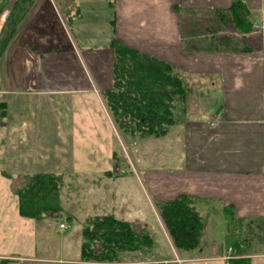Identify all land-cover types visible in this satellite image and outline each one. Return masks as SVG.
Wrapping results in <instances>:
<instances>
[{
    "label": "crops",
    "instance_id": "obj_1",
    "mask_svg": "<svg viewBox=\"0 0 264 264\" xmlns=\"http://www.w3.org/2000/svg\"><path fill=\"white\" fill-rule=\"evenodd\" d=\"M240 1L253 23L252 30L245 35L235 32V37L216 39L210 38L211 30L201 21L195 23L198 27L192 25L183 30L182 13L204 17L203 20L206 16L219 17L216 12L225 15L233 0H115L113 7L107 4L114 22L113 26L110 23L112 37L107 46L81 49L71 32L68 40L60 26L63 21L51 0H0V45L3 43L0 53V160L14 158L13 171L24 183L35 174L49 173H30L27 168L38 161L33 148L45 144L40 138L35 139L40 137L36 136L39 128L35 124L4 121L8 116V100L89 92L84 76L78 72L76 57L72 59V51L81 54V63L83 58L92 57L91 52H108L111 66L112 52L108 44L115 38L127 47L165 61L191 83L210 85L216 100L205 121L197 117L185 121L175 117L177 124L175 121L173 127L181 124V128L174 131L179 144L174 143L176 146L171 149L178 153L174 169L147 172L137 177L158 228L162 227L156 207L159 202L181 195L194 198L195 211L203 224L197 248L177 249L162 230L159 232L161 246L150 234L154 242L151 250L124 252L119 262H87L80 255L66 260L37 256L39 235H48L56 221L52 223L54 217L50 216L40 219L21 216L15 193L16 215L22 228L12 240L9 238L6 250L0 252V264H158L171 259L175 253H182L186 264H226L227 256L248 258L250 264H264V0ZM78 10L70 22L79 18ZM8 25L11 29L5 35ZM201 25L205 32L199 30ZM229 39L237 41L236 49L227 50L223 46ZM209 44L215 45L217 50L199 51ZM69 69L75 73L71 70L69 73ZM181 107L175 110L184 114L183 104ZM205 111L206 108H200L197 112L203 115ZM129 138L133 144L136 142L135 138ZM167 156L155 153L152 158L160 161ZM40 157L45 158L44 154ZM143 160H147L146 156ZM111 214L125 220V217ZM125 221L134 226L143 223L142 231L152 230L141 220ZM217 225L225 230L221 240L212 230ZM57 226L60 229L59 223ZM233 243L237 250L231 245ZM164 246L169 255L165 254Z\"/></svg>",
    "mask_w": 264,
    "mask_h": 264
},
{
    "label": "rangeland",
    "instance_id": "obj_2",
    "mask_svg": "<svg viewBox=\"0 0 264 264\" xmlns=\"http://www.w3.org/2000/svg\"><path fill=\"white\" fill-rule=\"evenodd\" d=\"M51 1L54 10L65 25L60 24L69 41L72 35L81 49H100L107 46L108 40L112 37L113 18L105 0ZM76 9H79V18L70 22L75 16ZM183 14L181 21L183 30L192 25L198 27L199 24L195 25V23L201 21L205 28L211 30L210 38L225 39L236 36L228 22L221 24L219 17L206 16L203 20L204 17L199 18L190 13ZM199 27V30H204L203 25ZM10 29L11 26L8 25L4 34L9 33ZM202 31L199 32H205ZM70 47L73 48L72 43ZM95 53H89L92 57L83 58V63L79 52L71 53L74 55L73 61L75 57L77 59L80 67L78 72L84 76L85 86L89 92L85 90L76 96L62 94L48 98L29 96L8 100V116L4 121L35 124L39 128L36 136H40L35 139L40 138L41 143L45 144L33 148L37 151L35 157L38 161L27 166L30 173L46 171L61 178L59 182L61 212L59 216L46 215L54 217L51 221L52 223L56 221V226L49 230L48 235L46 233L39 235L37 256L60 260L79 258L83 239L82 229L96 216L112 215L111 213L125 217V220L145 222L152 229L146 226L149 229L147 233L152 234L153 238L159 241V246L162 240L159 232L163 230L168 235L162 220V227L158 228L152 209L138 185L137 177L139 179V175L148 174L147 172L168 171L175 168L178 153L171 149L176 146L174 143L179 146L174 131L181 128V124L170 126L166 136L148 140L136 137V142L133 144L131 139L118 131L113 124L101 94L110 87L111 83L110 54ZM71 54H68L69 58ZM70 70L71 73H75L72 69H69V73ZM183 80L189 89L188 98L183 104L185 113L176 111L182 108V103H178L175 117L184 121L194 117L207 120L210 109L216 104L215 91L206 83L194 84L185 78ZM200 108L202 110L206 108L203 115L197 112ZM42 135L44 138L41 137ZM33 150L31 149L30 152ZM155 153L168 156L157 161V158H152ZM42 154L45 158L40 157ZM145 156L147 160H143ZM40 158L44 161L41 162ZM13 160L14 158L10 157L0 160V252L6 250L9 238L12 240L22 228L16 215V202L13 197L15 190L23 188L25 183L23 179H18V173L13 171ZM157 213L159 215L158 210ZM58 223H64L67 228L58 229ZM142 226L143 223H135L137 231L142 230ZM212 230L221 240L225 233L224 227L217 225ZM231 245L233 248L236 246L235 243ZM234 249L237 250L238 247ZM166 250L168 249L164 250L165 254L169 255ZM177 256L183 259L182 253ZM173 258L174 256L169 260ZM184 261L187 263L186 260Z\"/></svg>",
    "mask_w": 264,
    "mask_h": 264
},
{
    "label": "trees",
    "instance_id": "obj_3",
    "mask_svg": "<svg viewBox=\"0 0 264 264\" xmlns=\"http://www.w3.org/2000/svg\"><path fill=\"white\" fill-rule=\"evenodd\" d=\"M105 1L113 7L114 0ZM216 14L221 24L228 22L238 34L245 35L253 28V23L247 18V9L240 0H233L225 15L222 12ZM227 43L223 45L227 50L236 49L238 44L232 39ZM1 47L3 43L0 53ZM108 47L112 52L111 83L101 94L113 124L127 137L157 138L166 135L176 121L177 104H184L188 98L182 74L165 61L127 47L115 38L111 39ZM212 50H217V47L209 44L199 51ZM60 180V176L51 173L30 177L23 188L15 191L20 215L33 219L48 214L59 216ZM193 203L194 198L181 195L161 201L156 206L174 246L182 251L195 249L200 244L203 224ZM82 235L80 257L87 262H119L124 252H147L154 247L150 234L137 231L133 224L113 215L96 216L82 229ZM226 264H250V260L230 258Z\"/></svg>",
    "mask_w": 264,
    "mask_h": 264
},
{
    "label": "built area",
    "instance_id": "obj_4",
    "mask_svg": "<svg viewBox=\"0 0 264 264\" xmlns=\"http://www.w3.org/2000/svg\"><path fill=\"white\" fill-rule=\"evenodd\" d=\"M211 125H213V123H211ZM59 228L64 230L67 227H66V225L64 223H60L59 224ZM230 251H231L230 248H228V250H227L228 254H230ZM228 259H230V256L225 257V260H228ZM157 263L158 264H186L183 259H181V258H179L177 256L176 253L174 254L173 260H169V261H159Z\"/></svg>",
    "mask_w": 264,
    "mask_h": 264
}]
</instances>
